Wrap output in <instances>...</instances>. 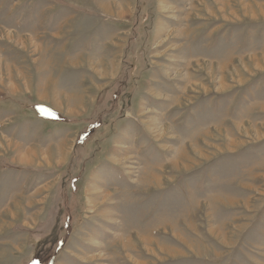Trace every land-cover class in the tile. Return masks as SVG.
<instances>
[{"label": "rangeland", "instance_id": "374dc122", "mask_svg": "<svg viewBox=\"0 0 264 264\" xmlns=\"http://www.w3.org/2000/svg\"><path fill=\"white\" fill-rule=\"evenodd\" d=\"M0 264H264V0H0Z\"/></svg>", "mask_w": 264, "mask_h": 264}, {"label": "bare ground", "instance_id": "6f19581e", "mask_svg": "<svg viewBox=\"0 0 264 264\" xmlns=\"http://www.w3.org/2000/svg\"><path fill=\"white\" fill-rule=\"evenodd\" d=\"M118 232V231H117Z\"/></svg>", "mask_w": 264, "mask_h": 264}]
</instances>
